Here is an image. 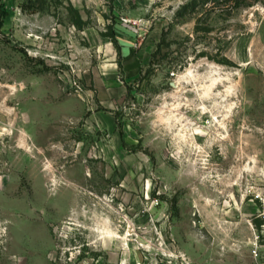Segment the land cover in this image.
I'll return each instance as SVG.
<instances>
[{
	"label": "rangeland",
	"instance_id": "1",
	"mask_svg": "<svg viewBox=\"0 0 264 264\" xmlns=\"http://www.w3.org/2000/svg\"><path fill=\"white\" fill-rule=\"evenodd\" d=\"M260 261L264 0H0V264Z\"/></svg>",
	"mask_w": 264,
	"mask_h": 264
},
{
	"label": "trees",
	"instance_id": "2",
	"mask_svg": "<svg viewBox=\"0 0 264 264\" xmlns=\"http://www.w3.org/2000/svg\"><path fill=\"white\" fill-rule=\"evenodd\" d=\"M235 1V6L238 7L242 4L243 0H234ZM75 24L80 27L81 26V21L79 19H77V21H75Z\"/></svg>",
	"mask_w": 264,
	"mask_h": 264
},
{
	"label": "bare ground",
	"instance_id": "3",
	"mask_svg": "<svg viewBox=\"0 0 264 264\" xmlns=\"http://www.w3.org/2000/svg\"><path fill=\"white\" fill-rule=\"evenodd\" d=\"M215 80H216V79H213L212 82H211V84L214 83ZM212 85H213V84H212ZM210 87H211V85L206 86V89L204 90V93H208ZM206 95H207V94H206ZM7 115H8V114H7ZM107 233H108L110 236L113 234V232L110 231V230H107ZM114 234H116V233H114ZM117 234H118V233H117Z\"/></svg>",
	"mask_w": 264,
	"mask_h": 264
},
{
	"label": "built area",
	"instance_id": "4",
	"mask_svg": "<svg viewBox=\"0 0 264 264\" xmlns=\"http://www.w3.org/2000/svg\"><path fill=\"white\" fill-rule=\"evenodd\" d=\"M123 24L131 27V20L130 19H123ZM256 264H264V261L257 262Z\"/></svg>",
	"mask_w": 264,
	"mask_h": 264
},
{
	"label": "crops",
	"instance_id": "5",
	"mask_svg": "<svg viewBox=\"0 0 264 264\" xmlns=\"http://www.w3.org/2000/svg\"><path fill=\"white\" fill-rule=\"evenodd\" d=\"M125 29V28H124ZM128 31V30H127Z\"/></svg>",
	"mask_w": 264,
	"mask_h": 264
}]
</instances>
